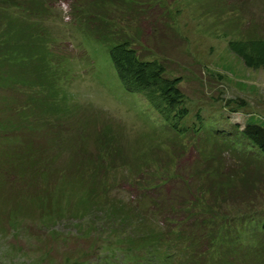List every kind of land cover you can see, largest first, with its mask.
Returning <instances> with one entry per match:
<instances>
[{
  "label": "rangeland",
  "instance_id": "rangeland-1",
  "mask_svg": "<svg viewBox=\"0 0 264 264\" xmlns=\"http://www.w3.org/2000/svg\"><path fill=\"white\" fill-rule=\"evenodd\" d=\"M38 3H0V264H264V154L232 136L264 122V68L227 48L264 39V0ZM27 35L57 111L20 109L33 66L7 61ZM122 41L179 78L207 130L177 134L122 87Z\"/></svg>",
  "mask_w": 264,
  "mask_h": 264
},
{
  "label": "trees",
  "instance_id": "trees-1",
  "mask_svg": "<svg viewBox=\"0 0 264 264\" xmlns=\"http://www.w3.org/2000/svg\"><path fill=\"white\" fill-rule=\"evenodd\" d=\"M33 0H0L1 4H12L16 6L18 5L22 11V13L33 12L35 14L39 13V9L42 10L40 14L45 10V6L41 3H38L40 6L36 11L31 10V4ZM15 30L11 29V34ZM94 32V30H93ZM98 32V31H97ZM21 36V35H20ZM27 41L26 44H29L25 49L24 53L17 50L19 45H14L12 48L11 45V53H13V57L11 59H7L6 61L11 66H15L18 68H23L24 65H32L33 70L32 78L29 77V73L25 74L22 72L19 74V82L28 87V92L31 93L30 100L24 102L25 105L21 107V111H24L27 107V110L32 108H39L41 105L45 109L57 111L61 109V107H57L55 104L56 100V82L54 80L43 81L44 74L42 71L37 70V65H35L33 61V57H35L34 49H31V46L36 49H41L40 40L34 44L33 37L29 40V35L26 36ZM228 50L235 54L243 64L247 67L259 69L264 68V39H250V40H233L228 43ZM6 53V52H3ZM7 54V53H6ZM4 54V55H6ZM109 55L112 60L114 69L117 73V76L120 80L122 87L132 93H137L142 96V98L147 102V104L154 110L157 116L161 119L162 123L164 122L170 130L175 131L177 134H184L189 129V124L185 121L191 123L195 122V118L199 119V128H204L207 130V127L204 123L205 117H198V113L193 117H189L190 109L187 105V100L179 86V78L178 77H168L165 74V69L163 64L160 63L156 59L145 60L139 57L137 50L129 45L127 41L116 42L109 48ZM20 69L15 72L19 73ZM14 70H8L7 73L11 74L13 79L15 78ZM23 78H29V80ZM43 78V79H42ZM1 86V83H0ZM28 96V97H29ZM33 96V97H31ZM42 96V97H41ZM34 103H33V102ZM27 103V105H26ZM45 105V106H44ZM34 111V109H32ZM197 116V117H196ZM13 124V122H12ZM163 125V126H165ZM166 126V127H167ZM231 133H234L231 131ZM237 134H232L233 138L235 136H239L240 139H244L248 141L249 146L255 147L262 154H264V122L257 121L253 118L245 122V125ZM232 142H235L232 140ZM235 144H237L235 142ZM168 217V222L173 223L169 215H165ZM262 226L264 228V221L262 222ZM167 233L166 231H164ZM178 235L180 236V240L187 237V239H191L196 236L195 233L187 231H179ZM171 233V232H170ZM164 234V233H163ZM181 234V235H180ZM153 239L148 244V249L152 248V245L158 244L154 241L160 239L157 234L151 233ZM165 236V235H164ZM157 238V239H156ZM186 239V238H185ZM172 239H169L165 248L170 247ZM162 244V243H159ZM162 247L163 245H158ZM153 252V251H150ZM157 252V251H155ZM159 255V252L153 255Z\"/></svg>",
  "mask_w": 264,
  "mask_h": 264
}]
</instances>
